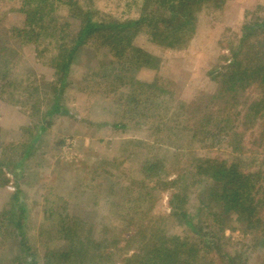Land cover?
<instances>
[{"label": "rangeland", "instance_id": "374dc122", "mask_svg": "<svg viewBox=\"0 0 264 264\" xmlns=\"http://www.w3.org/2000/svg\"><path fill=\"white\" fill-rule=\"evenodd\" d=\"M71 1H77L73 8L56 2L50 16L70 23L75 31L80 27V21L72 15L80 13L85 18L89 11L91 19L115 24L141 16L144 6L143 0ZM24 2L0 0V50L4 48L0 51V74L4 72L8 58H12L16 63L10 67L11 72L16 73L13 76L16 81L28 78V74L36 85H43L53 81L50 63L54 58L52 44L56 39L48 35L54 34L52 28L42 32L46 34L37 45L22 43L16 38V31H11V27L23 26L24 15L20 9ZM161 4V0L152 1L156 16L162 12L158 8ZM257 18L264 19V0H227L222 8L217 9L212 4L202 8L197 14L195 32L182 49L159 45L152 40L148 30L136 33L125 52L129 58L126 64H130L128 72L142 83L157 81L155 94L147 88H143L141 94L139 85L126 84L128 87H125V83L120 84L125 73L112 71L110 65H118L119 60L109 47L120 45L121 41L110 35L105 41H112V44H102L104 38L97 35L92 50L83 51L81 62L74 63L71 68V85L63 101L69 109L67 115L55 114L49 120H40L44 111L32 113L21 89L16 90L14 96L0 97V177L7 179L4 184L0 181V214L4 213L6 218L5 211L14 209L19 213L16 209L19 205L24 206L23 242L37 250L40 264H44L45 256H52V251H63L66 246L57 233L63 222L61 213L80 217L87 223V230L93 224L92 238L100 243L103 238H107L104 243L108 244L127 237L134 228H127L130 221L124 223L122 219L130 213L126 207L129 206L127 195L131 188L139 190L142 181L145 185L150 183L147 191L151 195L143 207H138L143 211L138 212L134 225L139 228L152 215L168 214L172 209V189L158 183L157 177H148L140 171V165L148 158L167 157L163 179L168 180L176 178L183 167L193 169L191 165L196 157L237 161L245 171L260 170L264 175V111L254 122L243 118L254 100L264 103V90L250 86L242 92L240 106L236 109L240 115L232 117V123L225 125H221L227 111L223 98L216 99L208 108L207 98L200 99L202 95L215 93L220 84L212 80L208 72L214 70L216 75L226 70L239 46L245 23L252 24ZM117 34L129 37L131 31ZM259 49L263 51L264 44ZM146 54L152 55L153 59L143 66H134L132 62ZM252 56L249 59L255 63L257 53L253 51ZM100 68L108 74L96 75ZM131 95H137L136 99L129 100ZM147 101H154V104L141 110ZM199 107L202 109L197 110ZM211 112L214 119L206 125L205 119ZM36 113L38 115H33ZM41 121H45L46 130L31 155L21 163V158L30 149V139L37 136L34 125ZM171 127L180 130L179 137L172 136ZM194 176L191 171L186 172V182H194ZM219 185L214 184L215 188ZM200 187L201 183H196L189 188L186 210L192 223L202 227V234L212 235L216 241L208 245L201 262L210 264L213 260L215 264H225L221 257H226L221 254L229 253L240 256L243 264H264L263 231L259 237L254 231H244V226L233 220L236 213L228 214L232 219H227V214L220 208L217 211L222 213L223 226L214 225L207 214H198ZM15 195L19 200L13 204ZM135 205L132 202L130 206ZM183 223L174 219L164 225L171 236L193 238L194 232ZM6 228L8 232L1 231L0 236V264H16V256L21 253L16 231H12L16 229L11 225ZM79 232L82 238L87 236L85 229ZM135 246L128 253L136 249Z\"/></svg>", "mask_w": 264, "mask_h": 264}, {"label": "trees", "instance_id": "16d2710c", "mask_svg": "<svg viewBox=\"0 0 264 264\" xmlns=\"http://www.w3.org/2000/svg\"><path fill=\"white\" fill-rule=\"evenodd\" d=\"M143 1L144 6L141 16L136 19L118 21L115 24L106 21L100 23L93 20L90 17L92 13L89 11L85 14V18L80 13L72 15L80 21V27L75 31L76 29L72 28L70 23L66 24V22L64 23L60 19H57L54 15L51 17L50 14L52 15L51 12L55 9L54 5L56 2L69 4L73 8L77 1L25 0L24 7L20 9L24 15V24L21 27H11V31H16V38H20L22 43L36 44L46 34L42 32L52 28L54 36L48 35L56 39L55 43L51 42L54 45L52 47L54 58L50 63L54 71L53 81H48L49 83L44 82L43 85H36V82L32 81L28 74H26L28 78L20 82L16 81V78L13 77L16 73L11 72V64L14 65L16 61L8 58L7 66L4 72L0 74V97L5 96L7 98V96H14V92L21 89L22 96L25 97L32 113L34 111H44L41 114L40 120H49L55 114L67 115L69 109L63 101L65 92L71 85L69 75L73 64L81 62L83 51L87 53L90 49L92 50L91 47L96 38H104V41L101 43L108 42L111 45L112 41H105L106 38L108 40L110 35H114V38L116 37L121 41L120 45H111L113 47H109L111 48L110 51L114 53V57L119 60L118 65L115 63L110 65L112 71L119 70L125 73L124 77L119 80L120 84L125 83V87H128L126 84H129V86L139 85L141 94L143 93V88H147V91L155 94L158 89L157 81L151 84L142 83L134 79L133 77L135 76H131L128 72L130 64H126L129 58L125 52L133 36L138 32L148 30L152 40L159 45L182 49L189 44L188 42L195 32L197 14L202 8L209 4H212L217 9L222 8L227 0H161L162 4L158 8L162 12L158 14L159 16H156L155 10L151 7L153 0ZM133 28H135L134 31H132ZM126 30L131 31V36L128 37L126 34H122V37L118 36V32L122 33ZM263 41L264 19L257 18L253 20L252 24L245 23L244 33L239 41V46L233 52L231 63L225 67L226 70L219 71L216 75L214 70L208 72L211 79L218 81L220 86L218 85L215 93L202 95L200 99L207 98L208 104L206 107L208 108V105L214 103L216 99L223 98L224 108L227 111L224 113L225 115L221 114L223 115L221 125H225L226 122L231 124L232 117L235 118L240 115V112L236 110L240 106V94L247 90L248 87L255 86L264 90V49L263 51L259 49L264 44ZM259 44L260 46L256 48ZM1 50H4V48ZM133 51L136 50L133 49ZM253 51L257 53L255 63H251L252 60L249 59ZM150 59H153L152 55L146 54L142 55L139 61L132 63L134 66H143ZM95 74L107 75L108 73L103 72V69L100 68L99 73ZM161 92L166 93L162 89ZM136 97L137 95H131L129 100L136 99ZM153 104L154 101H147L141 110ZM45 105L47 106L44 107ZM43 107L45 110H42ZM133 108H131V111H133ZM201 109L199 107L197 110ZM263 111L264 103L254 100L249 105L248 112L245 113L243 118L254 122ZM37 113L33 115H38ZM211 114L213 115L211 112L205 119L206 125L211 124L214 119ZM34 128L37 129V136L30 139V149L21 158V163H24L31 155V150L35 148L39 137L45 132V121L36 123ZM222 128L221 130H223ZM170 129L172 130V136L177 135L179 137L181 134L180 130H177L175 127H171ZM166 161L167 157L148 158L140 165V171L148 177H157L158 183H163L172 189V193L170 194L172 209L168 214L165 216L152 215L151 219L140 225L139 228L136 227L137 225H134L136 216L140 214L138 212L143 211L139 210L138 207H143L144 203L148 201L149 195H151L147 191L149 188L148 184L150 183L146 182L145 185V181H142L141 186L139 184V190L129 189L127 195V204L129 206L126 207L130 209V213L126 217H122V219L124 223L130 221L127 228H130V226L134 228L131 229L127 237L119 241L112 240L107 244L104 243L107 238H103L102 243H100L97 239L92 238L95 231L93 224L89 225L87 230L85 228L87 223L80 217L71 216L69 213H61L63 222L59 226L57 233L61 236L66 246L63 251H52L50 253L52 256H45L44 264H54L52 260L58 261L59 264H203L201 262L202 254L205 253L208 245L214 244L216 241L212 235L202 234L204 233L201 232L202 227L192 223L190 214L186 210V204L189 199V188L196 183H201V190L198 189L200 204L198 214H207L214 225L219 224L221 226L224 219L222 213H219L217 209H222L227 214V219H232L228 214L234 212L236 213V217L233 220L244 226V231H254L258 237L260 231H263L262 234H264V175L261 174L260 170L256 172L245 171V168H241L237 161L196 157L194 163L191 165L193 169L183 167L177 172L176 178L168 180L163 179ZM188 171H191L193 176L195 175L192 179L194 182L190 184L186 182L188 179L185 178V173ZM0 181L4 184L7 179L5 176H2ZM216 182L218 185L220 184L217 188L214 186ZM209 197L211 200H208ZM18 200V196L15 195L14 201L11 203L15 204ZM132 202H135L137 205L134 207L130 206ZM16 210L19 213H15L14 209L5 211L8 214L6 218L2 215L4 213L0 214V216H3L0 219V236L2 234L1 231L6 230L8 232L9 229H4L5 227L10 225L15 227L16 230L12 231H16V241L21 248L20 255L16 256V264H40L36 253L37 250L28 247L26 242H23L25 240V233L22 222L25 208L23 205H19V208ZM148 210L145 212H148ZM50 215H53L52 211ZM174 219L188 224L194 232V237L191 238L187 235L183 238H177L176 236L169 235L164 223L170 220L174 221ZM84 229L87 236L82 238L79 230ZM122 242L123 246L121 247ZM132 243L136 244V249L128 253V250L134 246ZM262 243L264 244V240ZM221 255H225L226 257V259L221 257L225 264H243L240 256H232L229 253H222ZM12 262L14 263V260ZM210 264L215 263L212 260Z\"/></svg>", "mask_w": 264, "mask_h": 264}]
</instances>
